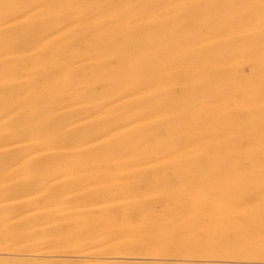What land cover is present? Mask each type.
Returning a JSON list of instances; mask_svg holds the SVG:
<instances>
[{
  "label": "bare ground",
  "instance_id": "obj_1",
  "mask_svg": "<svg viewBox=\"0 0 264 264\" xmlns=\"http://www.w3.org/2000/svg\"><path fill=\"white\" fill-rule=\"evenodd\" d=\"M0 264H264V0H0Z\"/></svg>",
  "mask_w": 264,
  "mask_h": 264
}]
</instances>
